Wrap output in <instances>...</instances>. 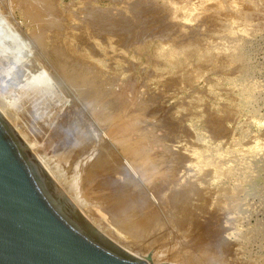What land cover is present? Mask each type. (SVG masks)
Segmentation results:
<instances>
[{
  "label": "rangeland",
  "instance_id": "obj_1",
  "mask_svg": "<svg viewBox=\"0 0 264 264\" xmlns=\"http://www.w3.org/2000/svg\"><path fill=\"white\" fill-rule=\"evenodd\" d=\"M52 3L51 35L38 43L22 11L0 0V113L80 214L150 264H264V0ZM56 32L76 34L74 50L65 38L56 46ZM67 65L94 76L108 100L94 104L95 93L65 75ZM108 108L116 111L98 115ZM125 117L143 128L150 159L162 160L148 179L126 171L108 137L109 124ZM84 162L81 178L100 177L88 181L99 188L93 200H109L102 207L68 192L65 176ZM121 216L139 227H120Z\"/></svg>",
  "mask_w": 264,
  "mask_h": 264
},
{
  "label": "water",
  "instance_id": "obj_2",
  "mask_svg": "<svg viewBox=\"0 0 264 264\" xmlns=\"http://www.w3.org/2000/svg\"><path fill=\"white\" fill-rule=\"evenodd\" d=\"M0 264H150L80 214L1 113Z\"/></svg>",
  "mask_w": 264,
  "mask_h": 264
},
{
  "label": "bare ground",
  "instance_id": "obj_3",
  "mask_svg": "<svg viewBox=\"0 0 264 264\" xmlns=\"http://www.w3.org/2000/svg\"><path fill=\"white\" fill-rule=\"evenodd\" d=\"M9 1V4H6V6L8 5L9 6V9L11 10V9H14V8H19L21 11H22V13H23V16L27 19V21L29 22V23H31L32 24V26H33V31H32V36L34 37V39L36 40V41H39L38 43H40V42H43L45 39H46V36H49V35H51L50 33L48 34V30L50 29V27H51V24H52V17L50 16V12H51V10H53L52 9V7L54 6L53 5V3H52V1H50V0H8ZM112 1V0H111ZM53 5V6H52ZM57 7V6H56ZM16 9V10H17ZM56 9V8H55ZM15 10V9H14ZM13 11V10H12ZM60 13V12H59ZM52 15V14H51ZM95 16V15H94ZM109 16V15H108ZM108 16H106V17H108ZM111 16V15H110ZM68 17V16H67ZM54 18V17H53ZM141 18V17H140ZM107 20V19H106ZM118 20V19H117ZM116 20V21H117ZM121 20V19H120ZM119 21V20H118ZM62 22V21H61ZM146 22V21H145ZM129 24V23H128ZM101 25H104V23H102ZM117 25V24H116ZM98 27V26H97ZM96 27V28H97ZM104 29H109L108 28V26L106 25V27L105 26H102ZM110 27V26H109ZM148 27V26H147ZM85 28V27H84ZM100 28V27H99ZM144 28V27H143ZM166 28V27H165ZM103 29V30H104ZM159 29V28H158ZM91 30H93V29H91ZM140 30V29H139ZM52 31V30H51ZM55 31V30H54ZM53 31V32H54ZM81 31V30H80ZM110 31V30H109ZM133 31V30H132ZM62 32V31H61ZM61 32H56L54 35H55V39H57V40H55L56 41V46L59 44V46L60 47H62V44H64V39L63 38H65V37H63V35H62V33ZM66 32V31H65ZM76 32V31H75ZM82 32V31H81ZM81 32H78L79 34H82L83 35V33H81ZM86 32V33H85ZM85 34H87V31L85 30ZM89 32H90V30H89ZM92 32H94V31H91V33ZM124 32V31H123ZM91 33H89L90 35H91ZM138 33V32H137ZM48 34V35H47ZM71 34V33H70ZM69 34V35H70ZM78 34V35H79ZM88 34V35H89ZM99 34V33H98ZM102 34V33H101ZM111 34V33H110ZM53 35V34H52ZM74 36V35H76V34H71L70 35V37L71 36ZM66 36V38H65V42L67 41L68 42V44H67V42H66V46H67V48H69L70 49V47H71V49H73V48H75L76 47V45H74L75 44V42H74V44H73V42H72V38H70V37H68L67 36V34L65 35ZM87 36V35H86ZM54 37V36H53ZM75 37H77V36H75ZM91 37V36H90ZM95 37V36H94ZM99 37V36H98ZM107 37V36H106ZM126 37V36H125ZM85 38V37H84ZM100 38V37H99ZM47 39H48V37H47ZM52 39V38H51ZM82 39L83 38H81L80 40H81V42H83L82 41ZM86 39V38H85ZM93 39V38H92ZM15 40V39H14ZM49 40V39H48ZM53 40V39H52ZM84 40V39H83ZM54 41V40H53ZM76 41V40H75ZM86 41V40H85ZM87 41H89V40H87ZM81 42H80V44H81ZM129 42H130V40H129ZM49 43H51V40H50V42ZM84 43V42H83ZM79 44V43H78ZM84 44H86V43H84ZM2 45V44H1ZM83 45V44H82ZM121 45V44H120ZM55 46V45H54ZM53 45H51V48L53 49V47H54ZM65 46V45H64ZM72 46H73V48H72ZM75 46V47H74ZM81 46V45H80ZM24 47V46H23ZM59 47V48H60ZM56 48V47H55ZM54 48V49H55ZM85 48V47H84ZM70 49V50H71ZM77 49V48H76ZM75 49V50H76ZM81 49V48H80ZM86 49H88V48H86ZM14 50V49H13ZM51 50V49H50ZM69 50V51H70ZM74 50V49H73ZM79 50V49H78ZM84 51H82V52H85V49H83ZM67 51V50H66ZM72 51V50H71ZM77 51V50H76ZM88 51V50H87ZM64 52H65V50H64ZM68 53V52H67ZM78 54L80 53V50H79V52H77ZM86 53V52H85ZM98 53V52H97ZM107 53V52H106ZM53 54V53H52ZM60 55H62V53L60 52L59 53ZM64 54V53H63ZM80 54H82V53H80ZM115 55V54H114ZM62 56H65L66 57V55H62ZM73 56H75V54H73ZM77 56V55H76ZM76 56H75V58H76ZM80 57H81V59H83L82 57L84 56V55H79ZM92 56V55H91ZM116 56V55H115ZM72 57V56H71ZM78 57V56H77ZM85 57V56H84ZM73 58V57H72ZM58 59V58H57ZM69 59V58H68ZM77 59V58H76ZM75 59V60H76ZM80 59V58H79ZM84 59H86V57L84 58ZM84 59H83V62L82 63H84ZM58 60H60V59H58ZM87 60V59H86ZM85 60V61H86ZM55 61H56V59H55ZM54 61V62H55ZM87 61H89V60H87ZM60 62V61H59ZM79 64V63H78ZM126 64V63H125ZM63 65V64H62ZM56 66H57V63H56ZM91 66H93V65H91ZM127 66V65H126ZM50 67V66H49ZM80 70V69H79ZM78 69H75V68H72L71 66H69V65H67V66H63V71H64V73H65V75L68 77V78H70V79H72L74 82H78V83H80L81 84V82L83 83V84H81L82 85V88L83 89H85L86 91H89V92H92V93H95V98L91 95V97H93V99L95 100V103L94 104H96V103H98V102H100V101H102V100H104V98L106 97V91H104V95L102 94V93H100V91H99V88H98V86L96 85V80L95 79H93V77L94 76H92L90 73H88V72H86V73H84V72H80ZM92 72H95V71H93V69H92ZM103 84V83H102ZM102 84H100V86H102ZM105 85V84H104ZM108 88V87H107ZM106 89V88H105ZM109 90L111 89V88H108ZM98 93H100L99 95H98ZM114 95H115V93H113ZM103 95V96H102ZM112 96L113 95H111L110 97L112 98ZM116 96V95H115ZM109 97V98H110ZM108 98V97H107ZM107 98H105V100L107 99ZM114 98V97H113ZM112 98V99H113ZM92 99V100H93ZM115 99H116V97H115ZM108 100V99H107ZM111 100V99H110ZM103 102V101H102ZM91 103V102H90ZM93 104V105H94ZM102 104V103H101ZM101 104H99V106H101ZM88 105H91V104H88ZM95 106V105H94ZM88 107V106H87ZM88 109H89V107H88ZM116 109H117V107H116ZM2 110V109H1ZM98 110H100L99 108H98ZM102 111V113L100 112V114H98V115H101V116H109V115H111V114H113L114 113V110H112V109H110V108H108V109H101ZM104 110V111H103ZM116 111V110H115ZM119 111V110H118ZM98 112V111H97ZM1 113H3L4 114V112H1ZM118 115H119V113H117ZM114 115H116V113L114 114ZM121 115H122V113H121ZM120 115V116H121ZM4 116L7 118V120H8V118L9 117H7V115L6 114H4ZM123 116V115H122ZM4 117V118H5ZM5 118V119H6ZM101 118V117H100ZM99 118V119H100ZM119 118V117H118ZM97 120H99L98 119V117L96 118ZM102 119V121L101 122H103V118H101ZM108 118H105V120L104 121H106ZM109 119H112L113 120V118H110L109 117ZM114 119H116V117L114 118ZM126 119V117L122 120V125L121 126H119V127H117V126H115V127H113L112 126V124L113 125H115L114 123H115V121H113L114 123H112L111 122V124H109V125H111L110 127H109V132L108 133H110L109 135H108V137L111 135V141H113L114 143H117V145H119V150L121 151V153H122V163H123V165L122 166H125V168H126V171H128V172H130L131 174H133V175H141L144 179H148L149 178V176H150V174H153V173H155L156 171H158L159 169H160V165H161V159L160 158H158V157H156V156H154V157H152V159H150V155H149V153H148V150H147V148H146V145H145V142H146V139H145V137L144 136H146V134L144 135L143 134V128H141L140 127V125H138V124H131L129 121H128V123L127 122H125L124 120ZM120 120V119H119ZM121 121V120H120ZM10 122V121H9ZM69 122H71V121H69ZM117 122V121H116ZM74 123V122H73ZM100 123V122H99ZM106 123V122H105ZM101 124V123H100ZM120 125V124H119ZM64 126V125H63ZM63 128V127H62ZM104 128H105V126H104ZM18 134H20V136H21V133H18ZM132 134H136V136H137V138L136 139H131L132 137H130ZM106 135V134H105ZM104 135V136H105ZM84 136V135H83ZM135 136V137H136ZM58 137V136H57ZM68 137V136H67ZM53 138V137H52ZM63 138H65L63 141H67L66 140V137L64 136ZM63 138H61V141H62V139ZM70 138V137H69ZM110 138H108L109 140H110ZM22 139H23V137H22ZM58 139V138H57ZM72 139V138H71ZM84 139V138H83ZM26 140V139H25ZM24 140V141H25ZM54 141H55V138L53 139ZM53 140H52V143H53ZM74 142L73 144H71V145H73V148L75 147L74 146V144H75V141L76 140H71V142ZM85 141V140H84ZM26 142V141H25ZM58 141L56 140V143H57ZM77 142V141H76ZM82 142H83V140H82ZM102 142V141H101ZM59 143H61L60 141H59ZM59 143H57V145L59 144ZM63 143V142H62ZM61 143V144H62ZM64 143H66V142H64ZM69 143V142H68ZM68 143H67V145H68ZM79 143V142H78ZM87 143V142H86ZM110 143V142H109ZM55 144V143H54ZM53 144V145H54ZM60 144V145H61ZM28 146L33 150L34 149V147H32V146H34V145H32V144H28ZM38 146V145H37ZM52 146V145H51ZM54 146H56V145H54ZM63 147H64V145H62ZM82 146H84L83 144H82ZM81 146V147H82ZM110 146H112V145H110ZM113 146H114V144H113ZM61 147V146H60ZM85 147V146H84ZM116 147V146H115ZM114 147V148H115ZM49 148V147H48ZM58 149H60L59 148V146L57 147ZM62 148V147H61ZM68 148V147H67ZM73 148L70 150H68V149H65V150H68V151H65L63 154L61 153H58V154H60L58 157H59V162H58V164H62L63 162H64V160H65V162H66V160L68 159V157H69V159H70V156H69V154H70V152L73 150ZM78 148V147H77ZM87 148V147H86ZM51 149H54V151L56 152V150H55V148L53 147H51L49 150H51ZM57 149V150H58ZM81 150H82V148H80ZM104 149V148H103ZM116 149V148H115ZM49 150H48V152H49ZM85 150V149H84ZM95 150V149H94ZM105 150V149H104ZM118 150V149H117ZM37 151V150H36ZM36 151H34V153L36 152ZM53 151V150H52ZM53 151V152H54ZM59 151V150H58ZM75 151V150H74ZM115 151V150H114ZM113 151V152H114ZM54 152V153H55ZM62 152H63V149H62ZM84 152V151H83ZM105 152V151H104ZM103 152V153H104ZM112 152V153H113ZM74 153V152H73ZM73 153H71V154H73ZM98 153V152H97ZM102 153V152H101ZM111 153V152H110ZM36 154V156L38 157V154H37V152L35 153ZM53 154V153H52ZM75 154V156H76V154L77 153H74ZM80 154H81V152H80ZM87 154V153H86ZM55 155V154H54ZM82 155V154H81ZM85 155V154H84ZM96 155H98V154H96ZM95 155V156H96ZM113 155H116V154H113ZM162 155V154H161ZM80 156V155H79ZM79 156L77 157L78 159H79ZM88 156V155H87ZM95 156H93V157H95ZM100 156H103V155H100ZM105 156V155H104ZM111 156V159H112V155H110ZM73 156H71V158H72ZM121 157V156H120ZM77 158H76V161H77ZM81 158V157H80ZM97 158H98V156H97ZM96 158V159H97ZM105 158V157H104ZM107 158V157H106ZM42 159V158H41ZM107 159H109V158H107ZM106 159V160H107ZM44 160V159H43ZM91 160V159H90ZM102 160H103V158H102ZM110 160V159H109ZM108 160V161H109ZM80 161V160H79ZM89 161V160H88ZM88 161L86 162V163H88ZM93 161V160H92ZM103 162H104V160H103ZM111 161H109V163H110ZM113 162H115V159L113 160ZM112 162V163H113ZM120 162V161H119ZM80 163H82V162H80ZM85 162L83 163V165L82 164H75V165H71L72 166V172H70V174H69V176H65L66 178H67V180L70 178V180H69V186H67L70 190L68 191L70 194H72L73 195V197L75 198V199H77L78 201L80 200V201H83L84 203H92V201H95V202H98V204H96V205H98V207L99 206H101L102 207V203L103 204H105L104 202H103V200H108V199H104V198H99V199H97V200H93L95 197L94 196H92V195H94V194H96V192L95 191H97L99 188H98V186H97V188H96V186L95 187H91L92 185H90V183H89V179L91 178H95L94 176H96L98 173H92L91 175H87L85 178H81V175H82V173H84L85 174V172H87L89 169H88V166H87V164H86ZM90 163V162H89ZM88 163V164H89ZM99 163V162H98ZM106 163V162H105ZM104 164V163H103ZM108 164V163H107ZM121 164V163H120ZM227 165V164H226ZM58 166V165H57ZM98 166V165H97ZM107 166V165H106ZM109 166H111V163H110V165ZM99 167V166H98ZM113 168V167H112ZM54 169V168H53ZM56 169V168H55ZM90 169H91V167H90ZM92 169H94V170H96L95 168H92ZM106 169H108V167H106ZM124 169V168H123ZM141 169V170H140ZM163 169V168H162ZM50 170H51V168H50ZM62 170V169H61ZM87 170V171H86ZM109 170H110V168H109ZM170 170H172V169H170ZM52 171V170H51ZM53 172V171H52ZM56 172H58V170L56 169ZM55 171H54V173H56ZM61 171H59V173H60ZM91 172V171H90ZM113 172H114V170H113ZM58 173V174H59ZM89 173V172H88ZM106 173H107V171H106ZM112 173V172H111ZM121 173V172H120ZM163 173V172H162ZM62 174V173H61ZM65 174V173H64ZM83 174V175H84ZM102 174H104L103 172H102ZM109 174V173H108ZM122 174V173H121ZM125 174V173H124ZM164 174V173H163ZM63 175V174H62ZM137 175H136V177H137ZM99 176H100V174H99ZM102 176V175H101ZM103 176H105V175H103ZM114 176V175H113ZM125 176H127L126 174H125ZM88 177V178H87ZM97 177V176H96ZM107 177H110V175L109 176H107ZM106 176H105V179L107 178ZM139 177V176H138ZM100 177H97V179H99ZM103 178V177H102ZM101 178V179H102ZM104 179V178H103ZM104 179V180H105ZM108 179V178H107ZM113 178H111V180H112ZM143 180V179H142ZM95 181V180H94ZM98 181V180H97ZM99 181H102V180H99ZM91 182V181H90ZM104 183L106 184V181H104ZM116 183V182H115ZM178 183V182H177ZM101 184H102V182H101ZM114 185V184H113ZM100 186V185H99ZM105 186V185H104ZM111 187H112V185H111ZM115 187V186H114ZM106 188V187H105ZM107 188H109V187H107ZM107 188H106V190H107ZM102 189V188H101ZM100 189V190H101ZM118 189V188H117ZM104 190V189H103ZM99 191V190H98ZM111 191H112V189H111ZM110 191V192H111ZM114 191V190H113ZM103 193H106V192H103ZM110 195H111V193H110ZM114 195H115V193H114ZM116 195H117V193H116ZM120 194H118L117 196H119ZM92 196V197H91ZM108 196V195H107ZM94 197V198H93ZM109 197V196H108ZM97 198V197H96ZM115 198V197H114ZM113 198V199H114ZM117 198V197H116ZM109 199H111V197L109 198ZM112 199V200H113ZM115 200V199H114ZM76 201V200H75ZM109 201V200H108ZM95 205V204H94ZM125 206H126V204H125ZM88 207H90V206H88ZM128 207H129V205H128ZM103 208H105V207H103ZM118 209H119V207H117ZM121 208V207H120ZM93 211V210H92ZM102 213V212H101ZM94 214V213H93ZM105 214V213H104ZM135 214V213H134ZM133 214V218L135 217V215ZM106 216V215H105ZM104 216V217H105ZM145 217H146V215H145ZM149 217V216H148ZM97 218V217H96ZM106 218V217H105ZM107 220V219H106ZM142 221V220H141ZM153 222V221H152ZM146 223V222H145ZM117 224L118 225H120V227H122V228H124V229H127V228H130V230L131 229H133V231L134 230H136L137 229V227H139L138 225H137V222H136V219H134V220H132V218L131 219H128V218H126L125 216H121V217H118V221H117ZM145 225V224H144ZM146 227V226H145ZM112 228V227H111ZM128 230V229H127ZM151 230V229H150ZM120 233V232H119Z\"/></svg>",
  "mask_w": 264,
  "mask_h": 264
}]
</instances>
